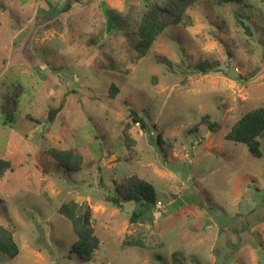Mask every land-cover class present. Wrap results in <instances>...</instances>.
Masks as SVG:
<instances>
[{"label":"rangeland","instance_id":"374dc122","mask_svg":"<svg viewBox=\"0 0 264 264\" xmlns=\"http://www.w3.org/2000/svg\"><path fill=\"white\" fill-rule=\"evenodd\" d=\"M163 1L0 0V158L13 167L0 178V225L20 247L0 264H173L176 251L186 264H264V138L259 158L226 137L264 108V0H200L194 25L167 28L138 58L142 11ZM108 10L126 27L112 28ZM204 61L218 67L201 73ZM52 149L79 150L82 170L58 167ZM132 177L157 198L136 223L138 203L112 202ZM69 201L91 210L92 261L71 251L77 236L59 213Z\"/></svg>","mask_w":264,"mask_h":264},{"label":"trees","instance_id":"16d2710c","mask_svg":"<svg viewBox=\"0 0 264 264\" xmlns=\"http://www.w3.org/2000/svg\"><path fill=\"white\" fill-rule=\"evenodd\" d=\"M200 0H164L163 2H154L152 5L145 7L142 11L140 21L137 26L136 49L138 58H143L152 48L158 36L171 26H192L194 25V17L189 10ZM221 3H244L246 0H219ZM109 20H116L118 24H112V28H124L126 22L118 14L108 10ZM118 26V27H117ZM95 41L92 40V44ZM105 67H115L113 63L104 64ZM218 67V63L201 62L197 65V70L207 74L211 70ZM115 86L111 87L110 95L114 98L117 93ZM22 93V86H13L8 94L6 109L11 113L13 120L15 112L18 108V98ZM133 123H140L145 127L143 119L136 110L131 111ZM204 121L209 124L212 131H216L218 127L216 122H210L208 117ZM131 124H127L123 130L125 144L130 149L135 141L131 138L129 129ZM227 139L245 144L249 152L255 157H262L261 140L264 138V108L253 109L244 114L230 128ZM51 156L55 159L58 167L65 169L68 172H79L82 170L83 155L79 150L69 149L60 150L52 149ZM8 170L13 171L11 163L3 158H0V178ZM117 197L112 198V202L120 204L122 199L134 201L138 203V208L132 213L131 222L136 223L149 212L152 211L157 203L155 190L147 181L138 177L128 178L117 185ZM59 213L70 221L73 231L77 239L71 247V251L75 253L83 262H89L94 259L96 251L100 247V239L96 234L92 224V213L90 208L85 204H80L75 201H69L59 207ZM127 245L144 247V244L139 240L127 241ZM0 253L6 255L10 259L16 258L20 253V247L14 238V230L11 227L0 225ZM173 264H186V258L182 251H176L172 256Z\"/></svg>","mask_w":264,"mask_h":264}]
</instances>
